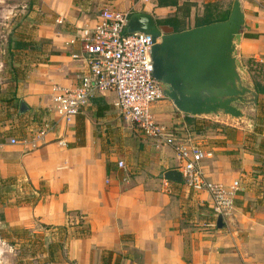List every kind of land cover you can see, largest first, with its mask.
<instances>
[{"label": "crops", "instance_id": "0c3cea01", "mask_svg": "<svg viewBox=\"0 0 264 264\" xmlns=\"http://www.w3.org/2000/svg\"><path fill=\"white\" fill-rule=\"evenodd\" d=\"M234 1L36 0L42 11L38 33L67 41L106 8L130 16L148 13L164 32H182L225 21ZM241 4L245 26L237 57L257 89L258 103L243 107L249 120L198 116L214 118L216 127L193 130L196 143L212 153L202 163L207 178L227 187L235 180L241 184L223 229H217L208 193L163 177L176 169L175 152L166 145L158 150L145 135L144 140L132 137L112 103L113 93L93 99L73 122L57 121L41 135L40 119L57 120L50 111L53 88L79 83L80 65L72 58L78 48L62 41L59 53L36 63L29 74L22 76L20 69L14 73L0 62V177L36 188L45 183L50 191L42 202L26 206L15 205L12 198L2 204L1 195L3 222L54 238L56 227L76 223L69 226L67 246L73 264H104L105 255L107 264H264V0ZM170 17L178 18L180 31L159 22ZM59 18L68 25L65 36H59ZM21 101L29 106L24 114ZM155 109L163 122L188 132L190 115L173 101ZM82 228H90L89 235L74 237Z\"/></svg>", "mask_w": 264, "mask_h": 264}, {"label": "built area", "instance_id": "2783aa9c", "mask_svg": "<svg viewBox=\"0 0 264 264\" xmlns=\"http://www.w3.org/2000/svg\"><path fill=\"white\" fill-rule=\"evenodd\" d=\"M129 19V13L106 8L95 23L79 26L68 38L65 44L78 48L72 58L80 65L79 83L73 88H53L50 111L57 120L46 124L41 135L54 129L57 121L73 122L93 99L113 93V105L130 123L157 146L173 149L183 182L194 191L209 194L215 217L229 216L240 182L235 180L227 187L210 181L202 163L212 156L211 151L191 139L173 136L171 128L156 119L154 106L166 95L154 76V37L128 32ZM118 166L125 168L126 163L119 161Z\"/></svg>", "mask_w": 264, "mask_h": 264}, {"label": "water", "instance_id": "95a60500", "mask_svg": "<svg viewBox=\"0 0 264 264\" xmlns=\"http://www.w3.org/2000/svg\"><path fill=\"white\" fill-rule=\"evenodd\" d=\"M245 13L241 0H235L227 20L190 30L166 33L148 13L130 16L127 31L151 34L159 39L155 50L167 58L165 77L154 69L167 98L183 113L191 117H228L235 121L250 119L243 107H254L259 94L247 79L248 72L237 57L243 36ZM29 106L21 101L19 111ZM252 121V118H251ZM168 180L183 182L177 169L163 174ZM217 229L225 227L219 216Z\"/></svg>", "mask_w": 264, "mask_h": 264}, {"label": "rangeland", "instance_id": "374dc122", "mask_svg": "<svg viewBox=\"0 0 264 264\" xmlns=\"http://www.w3.org/2000/svg\"><path fill=\"white\" fill-rule=\"evenodd\" d=\"M41 15L42 11L37 5L36 0H0V62H4L6 65L5 67L8 70L13 71V69L16 68L18 70L20 69L22 75L29 74L38 62H45L49 59L51 54L59 53L56 49L61 46L62 40H59V42L52 37H48L44 34L39 35L38 33ZM59 20H62V22H59ZM56 22L63 27H60V33L62 34L59 36L64 35V30H68V25L62 18L57 19ZM19 41L30 43L32 47L25 49L18 48L16 45ZM65 41L66 40L64 39L62 41L64 45L66 43ZM19 63H21L20 66L22 68H20V66H16ZM1 67L2 65H0V71H3L4 68ZM169 100L170 99L166 97L157 103V105H163ZM154 111L156 119L170 127L173 136L189 139L190 137H185L184 135H191L193 138L190 139L194 142H196L197 139L195 138L196 136L194 135L193 130L199 131L196 129L199 126L203 127L205 125L216 127V122L212 117L206 118L207 120L195 118L197 120H195L192 124H189L188 133L186 130H180L178 124H166L161 118H158V110L155 109ZM120 118H122L125 124L126 131H128V133H132V137L138 136L140 140H144V134L137 129L135 125L130 123L122 115ZM163 146L164 145H161L158 150L164 151ZM11 189L17 191L19 194H22L24 191L28 190V186L25 182L16 181ZM14 194L15 192L11 193V198L13 203H16L17 197H15ZM69 226L74 227L77 225L75 223L69 224ZM22 229L23 228L17 230V234L13 232L10 233L7 231V224L0 221V230L5 234H14V239L16 241L15 245H11L0 237V264H73L70 260L67 262L66 259L61 257L56 258L53 262L48 261L49 257L44 254V252H46L49 243L54 240V237L51 234L46 236L44 233L30 231V234L24 235L23 232H21ZM54 233L57 234L56 231ZM35 234L37 235L33 236ZM17 236H20V238H17ZM55 237L57 238L56 235ZM34 244L35 247H33ZM67 251L68 250L66 248V257Z\"/></svg>", "mask_w": 264, "mask_h": 264}, {"label": "trees", "instance_id": "16d2710c", "mask_svg": "<svg viewBox=\"0 0 264 264\" xmlns=\"http://www.w3.org/2000/svg\"><path fill=\"white\" fill-rule=\"evenodd\" d=\"M229 17V12L223 17L224 20L228 19ZM178 18L177 17H170L164 20H160L159 22L162 24H167L170 25L171 27L174 28L175 31H180L181 29H179L178 24H177ZM203 23L201 22H197V26H201ZM18 48L21 49H25V48H30L32 47V45L30 43H26L23 41H19L16 45ZM17 71H19L18 69H13L14 73H17ZM23 76V75H22ZM48 114V113H47ZM49 118H45V119H40L39 124L40 126L44 127L46 124L50 123L51 121H49ZM195 117H190L187 116L186 117V122L187 124H192L193 122H195ZM196 130H200L199 128H197ZM17 180L14 178H8V179H2L0 177V196H3V201L2 204H4V201L8 200L9 198H11V193L15 192L14 196L17 197L16 199V203L15 205L17 206H26V205H36L40 202H42L46 196L50 195V191L47 189V187L45 186V183H41L39 188H36L34 185L32 184H28V190L24 191L22 194H19L17 191H14L13 186L15 184ZM263 186V184L260 182L258 183V189H260ZM5 199V200H4ZM4 220V215L0 214V221ZM17 230H20V228L18 227H10L9 225H7V231L10 233H15L17 234ZM21 232H23L24 235H28L30 234V230L28 229H22ZM56 232L57 234H55L57 236V238L55 237L54 240H52L49 245L48 248L46 250V252H44V254H46L49 257L48 261H55L56 258L61 257L66 259V261L68 262V257H66V253L65 250L67 248V244L71 238V234L69 233V227L68 226H59L56 227ZM90 233V228H82L80 230V234H74V237L80 238V237H85L88 236ZM37 234L33 235L36 236ZM0 237L4 240L7 241L8 243H10L11 245H15L16 241L14 239V234H5L3 231L0 230ZM41 237V236H38ZM17 238H20V236H17ZM44 245V243H43ZM35 247V244L34 246ZM45 251V250H44ZM112 252H109V256L112 255ZM111 257V256H110ZM109 257V258H110ZM103 263L107 264L108 263V257L103 256Z\"/></svg>", "mask_w": 264, "mask_h": 264}, {"label": "flooded vegetation", "instance_id": "af4514ba", "mask_svg": "<svg viewBox=\"0 0 264 264\" xmlns=\"http://www.w3.org/2000/svg\"><path fill=\"white\" fill-rule=\"evenodd\" d=\"M159 43V39L154 40V46L152 49V58L154 63V69L157 71V74L160 77L167 76L166 74V64H167V58L161 54L160 52L155 50V46Z\"/></svg>", "mask_w": 264, "mask_h": 264}]
</instances>
